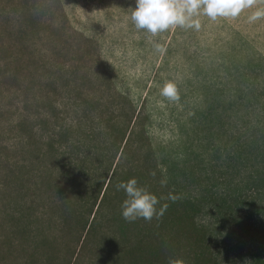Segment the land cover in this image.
I'll return each mask as SVG.
<instances>
[{
    "label": "rangeland",
    "instance_id": "obj_1",
    "mask_svg": "<svg viewBox=\"0 0 264 264\" xmlns=\"http://www.w3.org/2000/svg\"><path fill=\"white\" fill-rule=\"evenodd\" d=\"M135 6L0 0V264L20 262L3 219L16 199L8 171L19 160L37 166L39 134L104 153V162L113 156L119 183L134 166L158 191L172 179L181 197L199 204L218 264H264V125L255 124L264 94H256L257 111L240 105L252 64L264 82V17L248 19L264 0L236 18L201 16L199 30L155 37L135 29ZM166 80L179 100L160 95ZM61 243L57 258L65 257Z\"/></svg>",
    "mask_w": 264,
    "mask_h": 264
},
{
    "label": "trees",
    "instance_id": "obj_2",
    "mask_svg": "<svg viewBox=\"0 0 264 264\" xmlns=\"http://www.w3.org/2000/svg\"><path fill=\"white\" fill-rule=\"evenodd\" d=\"M259 67L251 65L252 80L245 83L246 96L240 103L252 111H257L256 94H264V82L256 78ZM255 118V124L264 125V108ZM44 140L39 134L34 142L37 166L19 160L8 171L6 185L17 200L8 205L3 219L14 235L17 264H168L169 258H181L186 264H218L207 246L212 232L203 230L196 218L199 204L181 197L172 179L166 177L167 188L158 191L138 176L135 166L126 171V182L135 178L158 198L157 211L163 208L159 218L129 222L122 216L126 194L116 188L119 173L113 156L104 162V153H93L78 143L63 148L51 135ZM235 205L230 206L231 215ZM179 235H187L185 243L179 242ZM60 243L65 257L57 258Z\"/></svg>",
    "mask_w": 264,
    "mask_h": 264
},
{
    "label": "clouds",
    "instance_id": "obj_3",
    "mask_svg": "<svg viewBox=\"0 0 264 264\" xmlns=\"http://www.w3.org/2000/svg\"><path fill=\"white\" fill-rule=\"evenodd\" d=\"M257 0H135V8H129L130 20L135 29L146 31L151 37L166 32L170 28L194 29L201 28V16L212 21L218 18H236L246 8H251ZM264 17V8L253 12L249 22ZM157 51H163L162 45L154 43ZM160 95L169 101L179 100V90L175 82L166 80L160 89ZM165 184V181H161ZM123 190L126 199L123 201L122 216L126 221L137 219L151 221L159 218L163 208L158 212V198L146 187L138 185L135 178L116 185ZM169 199H175L171 195ZM168 264H186L181 258H169Z\"/></svg>",
    "mask_w": 264,
    "mask_h": 264
}]
</instances>
